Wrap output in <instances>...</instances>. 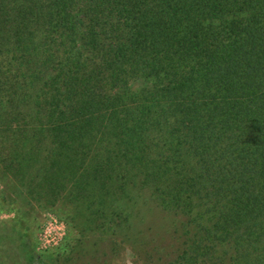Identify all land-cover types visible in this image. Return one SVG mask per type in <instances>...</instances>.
<instances>
[{
  "label": "trees",
  "instance_id": "1",
  "mask_svg": "<svg viewBox=\"0 0 264 264\" xmlns=\"http://www.w3.org/2000/svg\"><path fill=\"white\" fill-rule=\"evenodd\" d=\"M0 174L158 253L156 198L175 264H264V0H0Z\"/></svg>",
  "mask_w": 264,
  "mask_h": 264
},
{
  "label": "rangeland",
  "instance_id": "2",
  "mask_svg": "<svg viewBox=\"0 0 264 264\" xmlns=\"http://www.w3.org/2000/svg\"><path fill=\"white\" fill-rule=\"evenodd\" d=\"M3 182L0 174V186L7 188L0 189V217L14 223L1 235L0 264H175L171 244L179 232L156 198H149L140 208L145 222L159 236L158 253L151 247L148 228L131 234L115 223L105 227L101 219L86 222L87 216L73 217L70 204L31 201L24 179L8 176ZM227 244L219 247L228 252L225 263L229 264Z\"/></svg>",
  "mask_w": 264,
  "mask_h": 264
}]
</instances>
